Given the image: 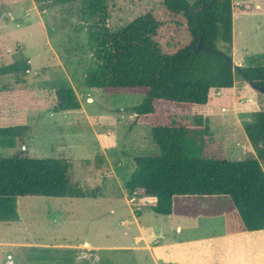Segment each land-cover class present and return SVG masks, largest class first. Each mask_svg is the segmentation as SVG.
Here are the masks:
<instances>
[{"label":"rangeland","instance_id":"1","mask_svg":"<svg viewBox=\"0 0 264 264\" xmlns=\"http://www.w3.org/2000/svg\"><path fill=\"white\" fill-rule=\"evenodd\" d=\"M105 4L107 20L90 14L83 1L0 0V67L24 60L29 64V69L0 74V107L5 100L7 115L14 120L25 111L29 125L16 146H0V157H66L74 164V180L84 187H99L101 193L97 198L17 197V218L0 219V264H141L137 250L117 246L122 244V219H132L127 196L131 203L138 201L124 185L135 167L134 158L160 154L150 126H132V108L144 95L108 94L89 88L84 79L94 61L90 43L94 30H119L162 7L164 0ZM233 5V63L264 65V0H233ZM218 46L226 50L223 41ZM234 77L231 90L212 92L211 104L196 108L210 118L214 141L209 157H257L253 146L245 150L242 144L251 143L245 124L253 121V113L264 111V94L254 91L237 69ZM65 87L75 90L79 110H56V92ZM24 91L46 101V107H17L14 93ZM183 198H175L174 208L189 205ZM221 198L229 203L219 207L226 210L225 226L241 227L237 209L229 198Z\"/></svg>","mask_w":264,"mask_h":264},{"label":"trees","instance_id":"2","mask_svg":"<svg viewBox=\"0 0 264 264\" xmlns=\"http://www.w3.org/2000/svg\"><path fill=\"white\" fill-rule=\"evenodd\" d=\"M56 1H83L90 14L108 18L105 0ZM220 40L226 50L218 46ZM233 41V0H164L162 7L119 30L92 32L94 61L84 84L108 94L144 95L132 108V126H150L160 154L134 158L124 183L129 196L156 197L150 208L165 215L173 212L177 196H224L237 209L244 230H259L264 229V111L253 113V121L245 124L257 157L229 160L208 156L214 141L210 118L196 109L209 104L212 89H231L236 69L264 94V65L235 68ZM21 68L29 69L27 60L0 67V74ZM56 95V110L81 108L72 87L60 88ZM14 97L24 110L46 107L35 94L16 92ZM26 121L25 111L17 120L6 111L0 117V146H16L29 129ZM73 167L66 157H0V219L17 218L19 196L99 197V187L74 180Z\"/></svg>","mask_w":264,"mask_h":264},{"label":"crops","instance_id":"3","mask_svg":"<svg viewBox=\"0 0 264 264\" xmlns=\"http://www.w3.org/2000/svg\"><path fill=\"white\" fill-rule=\"evenodd\" d=\"M212 92L221 94L222 90L212 89ZM4 109L2 105L0 117L5 115ZM231 118L238 121L235 115ZM239 144L237 142V148L241 151L243 147L249 150L250 146H253L252 143H244L243 147H238ZM132 197L138 201L131 203L127 196V202L132 205H129L132 219H122V244L117 247L124 250L133 247L139 253V263L150 261L151 264H264V229L244 230L242 226L229 229L225 226L226 210L219 207H229L227 199L221 196H184L182 200L189 204L186 207H198L174 208L171 214L165 215L150 208L156 197ZM135 202L137 207H133ZM87 244L94 247L89 242Z\"/></svg>","mask_w":264,"mask_h":264},{"label":"water","instance_id":"4","mask_svg":"<svg viewBox=\"0 0 264 264\" xmlns=\"http://www.w3.org/2000/svg\"><path fill=\"white\" fill-rule=\"evenodd\" d=\"M234 67H235V68H239V67H240V65H239V64H236V63H234Z\"/></svg>","mask_w":264,"mask_h":264}]
</instances>
